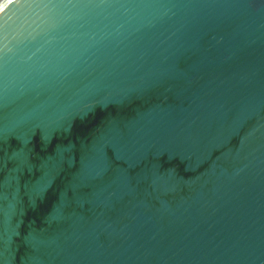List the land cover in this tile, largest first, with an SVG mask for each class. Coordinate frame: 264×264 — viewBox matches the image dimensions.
<instances>
[{
    "label": "water",
    "instance_id": "obj_1",
    "mask_svg": "<svg viewBox=\"0 0 264 264\" xmlns=\"http://www.w3.org/2000/svg\"><path fill=\"white\" fill-rule=\"evenodd\" d=\"M0 264H264V0H0Z\"/></svg>",
    "mask_w": 264,
    "mask_h": 264
}]
</instances>
